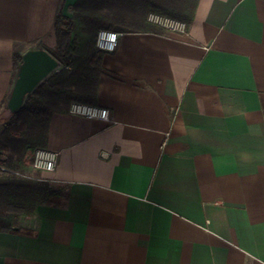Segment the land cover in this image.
Returning a JSON list of instances; mask_svg holds the SVG:
<instances>
[{"label":"crops","instance_id":"crops-1","mask_svg":"<svg viewBox=\"0 0 264 264\" xmlns=\"http://www.w3.org/2000/svg\"><path fill=\"white\" fill-rule=\"evenodd\" d=\"M76 1L0 0V105L15 50L54 48ZM103 66L111 119L55 113L56 169L24 167L66 206L0 232V264H264V0H200L187 32L122 33Z\"/></svg>","mask_w":264,"mask_h":264},{"label":"trees","instance_id":"trees-1","mask_svg":"<svg viewBox=\"0 0 264 264\" xmlns=\"http://www.w3.org/2000/svg\"><path fill=\"white\" fill-rule=\"evenodd\" d=\"M200 0H77L68 9L62 2L55 20L56 46L48 48L63 65L29 94L16 112L1 119L0 232H10L37 214L41 204L66 206L70 186L24 172L27 156L47 148L55 113H69L73 101L98 104V88L107 53L96 45L100 29L126 32L165 30L147 20L159 12L191 23ZM24 63L21 50L14 65ZM8 100L0 105L6 106Z\"/></svg>","mask_w":264,"mask_h":264},{"label":"built area","instance_id":"built-area-1","mask_svg":"<svg viewBox=\"0 0 264 264\" xmlns=\"http://www.w3.org/2000/svg\"><path fill=\"white\" fill-rule=\"evenodd\" d=\"M149 23L175 33L188 31L189 23L185 20L168 16L159 12H150L147 15ZM122 32L100 29L97 35L96 45L105 52H113L119 45ZM69 113L83 116L89 119L110 120L111 110L102 105H93L79 101H73L69 107ZM60 153L49 148H38L32 152V165L35 169L52 172L56 169Z\"/></svg>","mask_w":264,"mask_h":264},{"label":"water","instance_id":"water-1","mask_svg":"<svg viewBox=\"0 0 264 264\" xmlns=\"http://www.w3.org/2000/svg\"><path fill=\"white\" fill-rule=\"evenodd\" d=\"M59 60L45 49L32 50L24 56V63L14 85L7 107L11 113L24 104L27 96L47 77L56 72ZM55 70V71H54Z\"/></svg>","mask_w":264,"mask_h":264},{"label":"rangeland","instance_id":"rangeland-1","mask_svg":"<svg viewBox=\"0 0 264 264\" xmlns=\"http://www.w3.org/2000/svg\"><path fill=\"white\" fill-rule=\"evenodd\" d=\"M70 11V10H69ZM8 104V103H7ZM11 115V111L8 109V107H7V105L6 106H4V107H2L1 109H0V117H1V119H6V118H8L9 116ZM2 125V123H0V129H1V126ZM27 170H25V172H26ZM28 172V171H27Z\"/></svg>","mask_w":264,"mask_h":264},{"label":"bare ground","instance_id":"bare-ground-1","mask_svg":"<svg viewBox=\"0 0 264 264\" xmlns=\"http://www.w3.org/2000/svg\"><path fill=\"white\" fill-rule=\"evenodd\" d=\"M55 71V70H54Z\"/></svg>","mask_w":264,"mask_h":264}]
</instances>
